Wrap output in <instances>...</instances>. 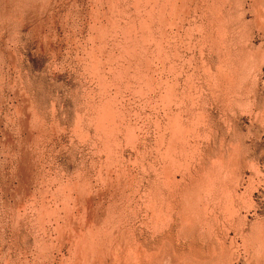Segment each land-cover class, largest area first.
Here are the masks:
<instances>
[{"label":"rangeland","instance_id":"obj_1","mask_svg":"<svg viewBox=\"0 0 264 264\" xmlns=\"http://www.w3.org/2000/svg\"><path fill=\"white\" fill-rule=\"evenodd\" d=\"M0 264H264V0H0Z\"/></svg>","mask_w":264,"mask_h":264},{"label":"bare ground","instance_id":"obj_2","mask_svg":"<svg viewBox=\"0 0 264 264\" xmlns=\"http://www.w3.org/2000/svg\"><path fill=\"white\" fill-rule=\"evenodd\" d=\"M260 238V237H259Z\"/></svg>","mask_w":264,"mask_h":264}]
</instances>
